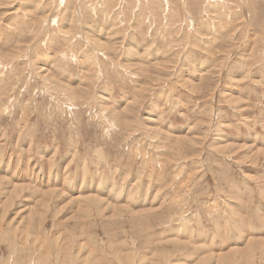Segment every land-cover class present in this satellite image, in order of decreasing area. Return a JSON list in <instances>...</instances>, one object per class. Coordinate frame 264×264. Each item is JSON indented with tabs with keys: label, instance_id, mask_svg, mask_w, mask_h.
Listing matches in <instances>:
<instances>
[{
	"label": "rangeland",
	"instance_id": "rangeland-1",
	"mask_svg": "<svg viewBox=\"0 0 264 264\" xmlns=\"http://www.w3.org/2000/svg\"><path fill=\"white\" fill-rule=\"evenodd\" d=\"M0 264H264V0H0Z\"/></svg>",
	"mask_w": 264,
	"mask_h": 264
},
{
	"label": "bare ground",
	"instance_id": "bare-ground-1",
	"mask_svg": "<svg viewBox=\"0 0 264 264\" xmlns=\"http://www.w3.org/2000/svg\"><path fill=\"white\" fill-rule=\"evenodd\" d=\"M81 24V23H80ZM67 178V177H66ZM15 179V178H14ZM84 184V183H83ZM107 184V183H106Z\"/></svg>",
	"mask_w": 264,
	"mask_h": 264
}]
</instances>
